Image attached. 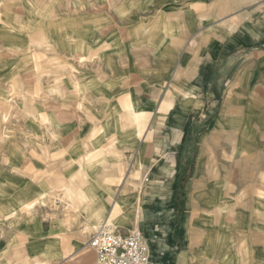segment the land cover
Returning <instances> with one entry per match:
<instances>
[{
    "label": "rangeland",
    "instance_id": "1",
    "mask_svg": "<svg viewBox=\"0 0 264 264\" xmlns=\"http://www.w3.org/2000/svg\"><path fill=\"white\" fill-rule=\"evenodd\" d=\"M101 1L100 4L98 0H0V167L6 172L9 151H20L23 145L20 155L24 164L15 165L12 172L19 185L16 192L25 194L23 188L30 185L27 192L33 196V202L22 211L33 213L39 221L63 217L68 223L77 215L70 202L82 200L78 203L86 204V198L76 195L87 188L90 177L87 170L98 167L97 175L113 185V198L123 202L117 214L123 222L115 224V230L164 232L161 222L174 215L178 174L191 166L201 143L195 140L196 131L189 129L186 131L189 142L183 144L179 153L178 143L165 142V137L172 135L168 121L175 105L171 78L162 81L159 74L158 83L163 85L142 91L145 82L142 68L153 70L156 66L151 64L156 55L148 46L160 34L151 31L153 25L147 15L151 14L150 2L147 6L141 0ZM191 1L196 2L187 6L192 9L191 23L187 24L194 29L189 28L188 38L190 48L195 49L205 25L199 19V11L205 5ZM141 6L145 28L139 25ZM208 6L225 20L220 31L230 40L227 50L239 56L238 61L246 71H251V63L256 59L264 65V0H217L216 5ZM43 17L65 24L73 19L89 31L83 36L75 32L76 27L64 25L67 34L59 39L55 38L56 32H51L62 27L49 22L35 33L37 37L50 33L49 38L39 37L32 42L22 36L18 41L8 42L2 36L12 24L22 26H10L17 34L28 36L29 28L36 29ZM161 33L164 39H170L171 33L180 39L186 32ZM170 55L168 50L165 56ZM108 61L114 66L109 67ZM76 82L81 83V88L75 87ZM63 83L70 89L66 90ZM142 96L151 102L152 109L148 112L134 100ZM132 104L141 115L131 121L130 134L124 135L118 128L125 121L130 125L126 115ZM35 106L51 114L53 109L57 110L52 121L66 122L69 128L61 130L50 124L49 128L39 127L31 116ZM176 134L180 136L181 131ZM64 141H70L71 148L64 147ZM111 177L115 179L109 180ZM66 188L70 195L65 193ZM7 189L5 183L0 193H7ZM136 194L138 200L134 203L129 196ZM7 203L0 195V205ZM93 207L95 202L91 204ZM101 222L102 219L97 225ZM98 227L87 231L93 235Z\"/></svg>",
    "mask_w": 264,
    "mask_h": 264
},
{
    "label": "crops",
    "instance_id": "2",
    "mask_svg": "<svg viewBox=\"0 0 264 264\" xmlns=\"http://www.w3.org/2000/svg\"><path fill=\"white\" fill-rule=\"evenodd\" d=\"M98 2L102 3L101 0ZM141 2H147V6L150 2L151 14L147 15L152 21L151 31L160 33L154 36L156 39L153 42L150 41L153 45L148 46L156 55L151 63L156 66L153 70L142 68L145 80L142 91L162 86V82L158 83L159 74H162V81L171 78L175 105L168 124L173 137H165V142L178 143L176 152L179 153L183 144L189 142V136L186 139L189 129L196 131L195 140L201 143L191 166L184 167L183 172L178 174L174 189V215L161 222L165 231H155L156 234L142 231L150 243L149 264H264V65L256 59L251 63V71L247 72L242 62L238 61L239 56L227 50L230 40L220 31L225 20L217 16L216 9L208 6L216 5L217 0H198L200 5H205L204 9L199 5V19L205 25L195 49L190 48L191 40L188 38L189 28L192 30L194 27L187 23H191L190 6L196 1ZM238 9L242 10L241 7ZM144 16L142 7L139 10V25L142 28H145ZM43 18L36 29L32 31L29 28L26 32L28 36L17 34L10 27L20 24L8 26L2 36L8 42L18 41L22 36L30 41L39 37L49 38L50 33L38 37L35 34L49 22L62 27L51 32H56L55 38L59 39L66 36L67 27H76L74 30L78 31L75 32L83 36L89 31L73 19L65 24L59 19L50 21ZM177 30L186 33L177 39L171 33ZM161 32L171 33V38H162ZM168 50L171 55L165 56ZM252 55L258 58L256 53ZM107 65L114 66L110 61ZM63 84L66 90L70 89ZM80 84L76 82L75 87L79 85L78 89L81 88ZM134 100L146 112L152 109L150 100H145L143 96ZM130 110L128 107V121ZM33 111L32 119L39 127L45 125L44 117L45 120L54 117V113L40 106H35ZM140 115L139 110L138 117ZM47 120L46 124L53 128H69L66 122L53 119L50 123ZM129 122L130 125L125 121L118 128L124 135L131 132ZM180 131L179 136L176 132ZM63 146L71 148L72 143L64 141ZM22 149L24 147L20 145V151H9L6 172L0 167V187L5 183L8 185V192L0 193L2 200L8 201L0 205V264H98L88 242L92 234L87 230L94 228V222L111 219L110 211L115 204L113 185L99 177L98 167L95 170L92 166L87 170L90 177L86 190L76 195L84 196L86 204L80 205L78 202L82 201L76 200L77 207L75 205L74 208L76 201H71L73 204L70 202L77 211H74L77 213L74 214L75 220L68 223L67 218L60 217L39 221L34 219L33 213L22 211L33 202V196L27 192L31 186L23 188L25 194L16 192L19 185L12 170L15 165L24 164L20 155ZM146 155L147 152L143 153L141 159L145 160ZM109 174L114 176L115 173ZM137 196L129 197L134 198L135 203ZM94 202L96 207L92 209Z\"/></svg>",
    "mask_w": 264,
    "mask_h": 264
},
{
    "label": "built area",
    "instance_id": "3",
    "mask_svg": "<svg viewBox=\"0 0 264 264\" xmlns=\"http://www.w3.org/2000/svg\"><path fill=\"white\" fill-rule=\"evenodd\" d=\"M98 264H149L150 243L142 231L121 233L107 223L89 239Z\"/></svg>",
    "mask_w": 264,
    "mask_h": 264
},
{
    "label": "bare ground",
    "instance_id": "4",
    "mask_svg": "<svg viewBox=\"0 0 264 264\" xmlns=\"http://www.w3.org/2000/svg\"><path fill=\"white\" fill-rule=\"evenodd\" d=\"M30 47V46H29ZM81 85V84H80ZM76 86V85H75ZM78 87H79V85H78ZM77 87V88H78ZM53 88V87H52ZM54 89V88H53ZM53 91V90H52ZM67 94V93H66ZM129 108H131V110H130V112H129V121H133V122H135V120L138 118V115H139V110H138V108L134 105V104H132L131 106H129ZM37 115V114H36ZM41 116H42V114H41ZM44 116V115H43ZM36 117V116H35ZM42 118L43 117H41V120H42ZM46 120H47V118H46ZM46 120H45V117H44V121H45V125L47 126V124H46ZM48 122H50V123H52V119L51 118H49L48 120H47ZM133 122H131V123H133ZM48 127V126H47ZM49 128V127H48ZM128 128V127H127ZM53 133V132H52ZM64 189V188H63ZM70 191H69V189L68 188H66L65 189V193L68 195H70V193H69ZM64 193V194H65ZM86 195V194H85ZM66 196V195H65ZM69 198V197H68ZM82 198L84 199V196H82ZM113 198V197H112ZM79 201H82V200H79ZM73 202V201H72ZM77 202V201H76ZM113 202L115 203L113 206H114V208H112L111 209V211H110V217H111V219H113V223H114V225L116 224H118V223H121V222H123V220H120L119 219V216H117V214L119 213V212H121L120 211V209H121V207H122V205H123V202H121V201H119V199L118 198H114V200H113ZM79 207V206H78ZM72 208V207H71ZM75 208V207H74ZM114 209V210H113ZM111 219H106V220H104V221H102L100 224H102V223H107V225H109L108 224V222H110V221H112ZM99 222V221H98ZM98 222H94V228L96 227H98V226H100V225H97L98 224ZM112 223V222H111ZM110 225H112V226H114L113 224H110ZM99 228V227H98Z\"/></svg>",
    "mask_w": 264,
    "mask_h": 264
}]
</instances>
